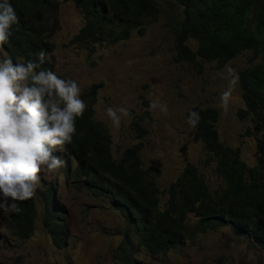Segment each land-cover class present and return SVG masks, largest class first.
Segmentation results:
<instances>
[{
    "label": "trees",
    "instance_id": "1",
    "mask_svg": "<svg viewBox=\"0 0 264 264\" xmlns=\"http://www.w3.org/2000/svg\"><path fill=\"white\" fill-rule=\"evenodd\" d=\"M82 14L83 27L73 42L93 51L128 40L133 33L144 35L146 25L157 20L158 0H70ZM176 7L172 27L173 48L178 62L202 68L199 60L221 69L236 57L247 54L248 66L239 73L245 109L238 115L249 119L260 150V160L249 166L239 149L224 145L216 130V109L195 106L198 125L193 140L201 143L215 163L214 173L223 183L211 192L203 175L188 163L171 182L161 203L156 167L143 168L140 152L147 131L138 123L132 127L138 142L126 148L119 159L112 154L107 128L95 120L94 106L101 84L81 93L87 105L76 119V132L64 152L65 176L72 178L91 196L106 202L124 218L121 240L114 249L118 264H139L137 255L165 256L198 235L226 229L264 251V0H170ZM3 2V0H0ZM18 23L2 47L14 63L36 61L43 49L47 61L36 71L50 69L51 38L58 29L56 0H9ZM71 163L73 167L71 169ZM39 199L18 202L21 212L13 214L9 230L28 238L38 217L57 249L66 245V228L54 198L55 188L37 190ZM162 204V205H161ZM118 231V232H119ZM214 264H223L218 261Z\"/></svg>",
    "mask_w": 264,
    "mask_h": 264
},
{
    "label": "rangeland",
    "instance_id": "2",
    "mask_svg": "<svg viewBox=\"0 0 264 264\" xmlns=\"http://www.w3.org/2000/svg\"><path fill=\"white\" fill-rule=\"evenodd\" d=\"M57 1L58 29L51 39L53 48L49 55L54 72L60 78L75 80L81 93L92 84H101L94 106L95 120L107 128L115 159L138 142L133 123L147 131L141 140L140 159L143 168L160 170L157 183L162 204L167 197L164 191L188 163L203 175L211 192L223 188L221 179L214 173L215 163L202 144L194 142V129L187 123L188 113L195 106L216 109L215 127L220 141L239 149L247 165L259 162L260 150L253 127L248 118L238 115L245 109L239 79L226 111L220 100L229 84L224 78L228 76L227 69H233L239 77L240 71L248 66L247 54L219 70L214 63L202 60L201 69L178 62L172 36L177 9L170 0H158L160 13L156 21L146 25L144 35L133 33L126 41L96 46L89 51L86 46L73 42L84 25L82 14L70 0ZM0 57H7L2 46ZM152 104L156 107L151 108ZM109 107L117 110L119 126L107 116ZM120 108L129 114L124 116ZM164 108L167 110H162ZM54 155L62 159L60 149L55 150ZM65 166L66 162L51 174L41 172L37 187V190L55 188L60 223L66 228L65 247L57 249L44 232L41 204L37 200L38 217L28 238L12 234L9 223L13 214L0 212V264H118L113 254L121 240L119 229L124 218L106 202L72 182V178L67 179ZM37 190L34 197L39 199ZM137 259L139 264H214L218 261L264 264V251L220 229L198 235L165 256L150 257L141 252Z\"/></svg>",
    "mask_w": 264,
    "mask_h": 264
},
{
    "label": "clouds",
    "instance_id": "3",
    "mask_svg": "<svg viewBox=\"0 0 264 264\" xmlns=\"http://www.w3.org/2000/svg\"><path fill=\"white\" fill-rule=\"evenodd\" d=\"M17 23L9 0L0 2V46L9 40L11 28ZM36 56L38 63L33 60L14 63L8 56L0 57V212L3 213L19 214L18 202L34 197L41 172L51 174L64 166V152L61 159L54 151L72 142L76 119L83 116L87 107L78 83L60 78L50 69L36 71L47 61L48 54L41 49ZM227 72L224 78L229 80L228 88L220 96L225 111L239 79L233 69L228 68ZM119 112L129 114L124 108ZM106 114L119 126L117 110L109 107ZM199 121V113L189 114L187 123L191 127L195 128Z\"/></svg>",
    "mask_w": 264,
    "mask_h": 264
}]
</instances>
